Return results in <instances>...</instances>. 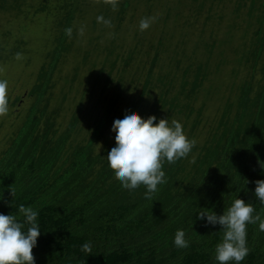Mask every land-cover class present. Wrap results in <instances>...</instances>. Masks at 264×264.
<instances>
[{
  "label": "trees",
  "instance_id": "obj_1",
  "mask_svg": "<svg viewBox=\"0 0 264 264\" xmlns=\"http://www.w3.org/2000/svg\"><path fill=\"white\" fill-rule=\"evenodd\" d=\"M235 1L231 12L234 18L241 14L246 0ZM132 2L116 1L119 19ZM207 2L200 0L196 8L202 10ZM25 3L26 0H0V10L26 15ZM86 3L61 0L57 6L42 2L35 10L47 16L59 11L60 19L46 50L47 60L29 91L34 102L0 154V213L19 217L21 204L38 211L41 234L33 249L35 264H218L214 250L222 239L220 225H207L197 213L212 210L221 215L240 198L252 203L253 215L264 219V205L254 195L255 181L264 180L260 167L264 162V0L250 1L244 39L234 48L237 64L245 66L246 75L238 86L233 83L202 141L194 132L205 104L196 107V102L213 72L210 67L216 39L206 43L210 46L207 57L202 56L199 62L190 57L191 62L183 67L178 53L166 56L170 45L164 36L147 41L151 64L141 89L137 87L138 74L147 62L132 69L139 55L138 45L125 57L117 53L115 59L106 60L110 71L107 62L90 70L85 78L87 87L70 119L66 124L58 121L69 92H63L51 107L54 79L60 63L79 40L73 22ZM230 25L222 41L233 40L235 24ZM69 27L73 30L71 37L65 32ZM198 46L195 43L193 50ZM8 49L0 41V60L13 52ZM14 50L19 52L18 48ZM113 50L109 48L110 56ZM88 54L86 51L85 59ZM166 58L169 63L160 64L156 72L158 61ZM118 60L123 63L116 71ZM223 62H218L215 70L221 69ZM78 70L76 66L71 79L65 82H76ZM129 110L143 118L155 115L158 120L168 118L169 123L176 120L188 139L195 141L186 158L173 164L164 162L167 182L158 186L151 199L144 198L143 186L134 191L122 188L106 159L115 143L113 121ZM83 123L88 134L80 139ZM258 223L247 225L249 254L241 264H264V231L259 230ZM178 229L189 241L186 249L173 245ZM85 242L92 245L90 254L80 250Z\"/></svg>",
  "mask_w": 264,
  "mask_h": 264
},
{
  "label": "rangeland",
  "instance_id": "obj_2",
  "mask_svg": "<svg viewBox=\"0 0 264 264\" xmlns=\"http://www.w3.org/2000/svg\"><path fill=\"white\" fill-rule=\"evenodd\" d=\"M250 1L246 0L241 14L234 18L235 16L231 12L234 9L235 0H208L202 10L196 8L200 0L197 2L194 0H133L124 14H120L122 19H119L118 9L113 8L107 0H86L87 3L83 4L84 8L79 9L73 22V28L76 27L79 40H76L73 51L67 54L66 59L60 63V69L56 72L54 79L56 82L55 93L51 107L62 98L63 92H69L58 121L66 124L70 119L75 104L81 99L82 93L87 87L85 78L90 70L101 68L107 62L106 60L115 59L117 53L125 57L126 53L135 47V44L138 45L139 55L132 63V69L147 62L144 65V70L138 74L137 87L141 89L146 77V69L151 64L148 60L150 57L147 54V41L164 36L166 43L170 45L166 56H169V53L172 55L175 53L176 56L178 53L182 60L180 66L183 67L191 62L190 57L194 62H199L203 59L202 56L207 57V50L210 46L207 47L206 43H214L216 39V44L212 47L213 60H211L212 66L210 67L213 72L204 82L196 102V107H199L203 102L205 104L201 122L194 132L198 141L204 140L210 123L219 115L233 83L234 86H238L246 75L245 66L239 67L237 64L234 48L237 45L240 46L244 39L245 18ZM42 2L58 6L61 0H26L25 7L26 10L28 9L26 11L28 14L21 16L0 10V41L9 48L8 50L13 49V52L7 53L4 60H0V79L8 81L7 96L10 100L7 114L0 116V154L9 146L12 137L23 124L34 102V97L29 96V91L37 80L39 68L47 60L46 50L55 33V24L60 19L59 11L55 16H47L42 12L35 13ZM220 14H223L224 17L220 18ZM99 16H103L110 23L106 25L103 22H98L97 17ZM153 17L150 27L140 31V21ZM232 22L235 24L232 29L233 40L222 41ZM118 25L119 27H117ZM80 29H83L82 33ZM186 41H188L187 45ZM195 43L199 46L193 50ZM186 46L188 50L185 49ZM16 48L19 49V52L14 50ZM109 48H114L112 56L109 55ZM223 50L224 52H222ZM86 51L89 54L85 59ZM221 60H224L221 69L215 70L216 64ZM169 61L167 58L166 61H158L156 72L159 70L160 64L169 63ZM122 63L121 60H118L115 70ZM76 66L79 67V76L76 82L66 83L65 79H71ZM107 66V71H110V62H107ZM116 74L117 72L113 73V75ZM153 92L155 93L156 90ZM17 97H20L21 100L16 102L15 98ZM82 127L78 133L80 139L85 138L88 134L86 123H83Z\"/></svg>",
  "mask_w": 264,
  "mask_h": 264
},
{
  "label": "clouds",
  "instance_id": "obj_3",
  "mask_svg": "<svg viewBox=\"0 0 264 264\" xmlns=\"http://www.w3.org/2000/svg\"><path fill=\"white\" fill-rule=\"evenodd\" d=\"M112 7L117 6L116 0H107ZM153 18H144L139 23L140 31L150 27ZM98 22L109 24L103 16L97 17ZM72 28L65 29L71 37ZM81 33L83 29H80ZM8 81L0 79V116L8 112ZM112 130L115 133V143L107 153L108 167L114 171L122 188L129 191L143 186L145 199H151L166 183L163 170L165 161L173 164L186 158L195 146V141L188 139L180 122L168 118L159 119L155 116L141 117L137 111H125L122 116L114 119ZM264 170V162L260 163ZM254 195L261 205H264V180L255 181ZM15 199V190L11 188ZM0 194V200H2ZM255 209L252 203L236 198L227 211L217 215L214 211H202L197 217L205 220L207 225H220L222 239L214 250L215 261L218 264H241L249 254L247 246V225L258 223L260 231H264V219L259 214L253 215ZM19 217L13 214L0 213V264H35L33 249L37 246L41 227L38 223V211L31 206L21 204ZM173 245L178 249L189 247L185 232L177 230ZM81 252L91 253L92 245L85 242Z\"/></svg>",
  "mask_w": 264,
  "mask_h": 264
}]
</instances>
